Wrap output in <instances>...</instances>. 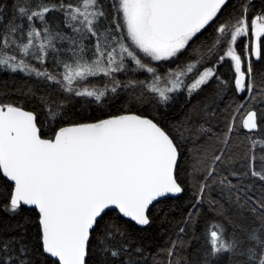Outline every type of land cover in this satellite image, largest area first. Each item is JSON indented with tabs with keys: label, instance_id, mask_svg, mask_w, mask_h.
Here are the masks:
<instances>
[{
	"label": "snow or ice",
	"instance_id": "snow-or-ice-1",
	"mask_svg": "<svg viewBox=\"0 0 264 264\" xmlns=\"http://www.w3.org/2000/svg\"><path fill=\"white\" fill-rule=\"evenodd\" d=\"M0 264H264V0H0Z\"/></svg>",
	"mask_w": 264,
	"mask_h": 264
},
{
	"label": "trees",
	"instance_id": "trees-1",
	"mask_svg": "<svg viewBox=\"0 0 264 264\" xmlns=\"http://www.w3.org/2000/svg\"><path fill=\"white\" fill-rule=\"evenodd\" d=\"M4 81H8L9 82V87H12L11 80L7 76V74H2V75H0V88H3L4 87V85H3V82Z\"/></svg>",
	"mask_w": 264,
	"mask_h": 264
}]
</instances>
